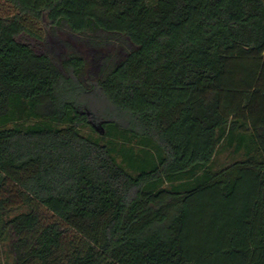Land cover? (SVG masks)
I'll list each match as a JSON object with an SVG mask.
<instances>
[{
	"label": "trees",
	"instance_id": "trees-1",
	"mask_svg": "<svg viewBox=\"0 0 264 264\" xmlns=\"http://www.w3.org/2000/svg\"><path fill=\"white\" fill-rule=\"evenodd\" d=\"M48 25L136 48L88 86ZM0 264H264V0H0Z\"/></svg>",
	"mask_w": 264,
	"mask_h": 264
},
{
	"label": "rangeland",
	"instance_id": "rangeland-1",
	"mask_svg": "<svg viewBox=\"0 0 264 264\" xmlns=\"http://www.w3.org/2000/svg\"><path fill=\"white\" fill-rule=\"evenodd\" d=\"M42 40H35L26 35L19 40L33 47L37 53H48L54 61L61 62L71 55L83 57L86 60L87 85H96L100 76L109 71L126 54L136 47L132 42L123 37H112L106 34L77 35L65 26L48 25L44 28ZM98 89V86H96ZM101 99H104L100 90H97ZM97 93L84 90L80 100L101 115L113 112V107L101 102ZM243 159L242 154H234L231 150L220 147L214 160V170H221L235 161Z\"/></svg>",
	"mask_w": 264,
	"mask_h": 264
}]
</instances>
